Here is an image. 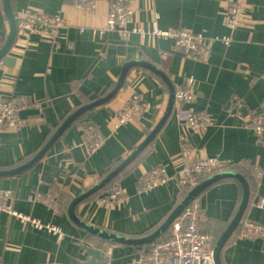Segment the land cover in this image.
Instances as JSON below:
<instances>
[{
    "label": "crops",
    "instance_id": "0c3cea01",
    "mask_svg": "<svg viewBox=\"0 0 264 264\" xmlns=\"http://www.w3.org/2000/svg\"><path fill=\"white\" fill-rule=\"evenodd\" d=\"M244 1L241 24L235 29L226 24L231 0L132 1L130 27L147 30L157 24L202 34L210 49L209 56L202 58L184 53L172 38L139 30L128 36L117 30L82 32V26L106 24L109 0H99L93 10L78 7L76 0H12L18 21L33 9L58 15L65 25L59 42L20 28L11 50L0 60V98L23 96L29 102L22 112L25 125L0 130V169L27 162L69 114L110 92L128 60H148L167 72L176 89L193 78L190 86L195 96L176 101L163 128L121 173L117 183L128 199L107 202L104 191L82 201L77 214L127 236L149 234L183 197L176 175L190 161L182 151L181 135L186 133L191 157H216L220 171L237 170L248 178L246 174H251L249 205L223 249L222 260L224 264H264V234L242 233L246 220L264 224V207L257 206L264 197V133L250 125L251 117L264 111V0ZM9 32L0 0V48ZM223 36H231V42L226 43ZM9 56L14 61L6 64ZM134 98L144 104L143 112L137 120L117 127L120 109ZM169 98L163 78L147 68L134 67L115 98L81 116L34 166L21 174L0 176V190H11L7 202L15 210L62 230L60 235L47 226L36 228L0 210L2 264H81L90 257L86 244L103 249L100 264H132L137 252L149 248L151 242L109 243L87 232L71 220L68 206L148 136L164 115ZM182 108L205 111L208 127L182 130L177 116ZM90 125L104 136L96 149L86 140ZM236 165L240 169L231 168ZM155 166H162L169 179L141 190L139 178ZM255 168L262 170L261 176L253 172ZM242 193V183L230 177L215 182L196 199L202 204L201 226L213 235L215 244L237 212ZM51 194L57 204L49 202Z\"/></svg>",
    "mask_w": 264,
    "mask_h": 264
},
{
    "label": "built area",
    "instance_id": "2783aa9c",
    "mask_svg": "<svg viewBox=\"0 0 264 264\" xmlns=\"http://www.w3.org/2000/svg\"><path fill=\"white\" fill-rule=\"evenodd\" d=\"M111 3L110 13L106 24L103 27H80L82 32L106 33L110 30H117L125 36L133 31L139 30L144 34L158 36L160 38H172L177 47L184 53L191 56L207 58L210 54L209 46L202 34L184 28L164 29L157 24L152 28L130 27L129 22L132 16L133 0H109ZM99 0H76L78 7L93 10ZM244 0H231L229 3L226 24L232 29L241 24L244 12ZM19 27L33 34L47 35L52 41L59 42L64 36L61 32L65 20L54 14L28 9L25 16L19 21ZM226 43H230L231 36H223ZM190 78L186 85L176 91V101L185 102L193 100L195 93L190 84ZM29 107L28 100L23 96H13L8 99L0 98V130L10 127H22L26 120L22 117V112ZM144 110V104L138 99L120 109L117 127L135 121ZM179 125L182 130H203L209 125V118L203 110L179 109L177 112ZM250 125L259 133H264V111L254 114L250 119ZM86 140L91 149H96L104 142V136L97 127L90 125L87 128ZM182 151L185 156L190 158L189 163L184 164L177 172V180L180 185H186L190 189L196 186L202 176L214 173L221 167L216 157H204L195 159L191 157L190 140L186 133H182ZM253 172L257 176L262 175L260 168H255ZM169 179L162 166H155L139 178L141 190L152 189ZM11 190H0V210H6L20 217L23 222L29 223L36 228L47 226L50 230L61 235L62 230L55 225L45 224L39 218L28 214H23L15 210L8 202L7 198ZM129 196L125 193L122 186L114 183L105 192L103 198L107 202L126 201ZM51 203H56L54 194L48 196ZM257 206L264 207V197L260 198ZM202 204L198 200L190 203L171 226V233L154 241L147 249L137 252L132 260V264H217L215 259V240L213 235L201 226ZM242 233L248 236L263 235L264 224L253 220H246ZM0 264L2 261L0 259ZM42 264H60L57 261ZM112 264V263H106Z\"/></svg>",
    "mask_w": 264,
    "mask_h": 264
},
{
    "label": "water",
    "instance_id": "95a60500",
    "mask_svg": "<svg viewBox=\"0 0 264 264\" xmlns=\"http://www.w3.org/2000/svg\"><path fill=\"white\" fill-rule=\"evenodd\" d=\"M4 10L7 15V18L10 22V32L4 42V44L0 48V60L3 59L11 50L18 34L20 31L19 23L17 16L14 12L12 6V0H3ZM11 61H14V58L7 57L5 59V63L9 64ZM134 67H143L147 68L158 76L163 78L167 83L170 92V98L165 110L164 115L155 126V128L148 134V136L133 150V152L124 158L120 164H118L114 169H112L105 177H103L100 181L94 184L89 189L85 190L70 202L68 206V214L73 222L92 234L100 236L104 239H107L112 242H118L123 244H134V245H143L146 243H150L160 237L164 232H166L174 223L175 220L179 218L184 209L192 203L194 200L198 199V197L212 184L215 182L224 179V178H237L243 186V195L242 200L239 205L237 212L234 217L230 221L227 228L221 234V236L217 239L215 244V259L217 264H224L222 260L223 249L225 248L228 240L232 236V234L236 231L238 226L240 225L247 207L250 202V183L249 178L243 175L241 172L237 170H221L218 171L207 178L201 180L196 186L188 191L183 200H181L178 205L172 210L169 216L165 219V221L153 232L141 236V237H131L124 234H120L90 222H87L83 218H81L77 214L78 205L87 199L92 194L98 192L102 188H104L107 184H109L116 176H118L130 163H132L139 154L145 149V147L156 137L159 131L163 128L169 117L171 116L173 109L176 103V87L167 74V72L159 65L152 63L148 60L144 59H132L128 60L122 68L119 78L113 89L108 92L106 95L96 98L86 104H83L76 110H74L71 114H69L63 122L59 125L57 130L53 133V135L49 138V140L44 144V146L27 162L20 164L11 168H2L0 169V176H11L16 174H21L32 166H34L40 159H42L47 152L57 143V141L64 135V133L70 128V126L85 112L94 109L100 105H103L113 98L117 96L122 87L124 86L126 79ZM85 248L90 254V257L87 260H81V264H100L101 260L105 256V252L101 248H97L91 245H85Z\"/></svg>",
    "mask_w": 264,
    "mask_h": 264
},
{
    "label": "trees",
    "instance_id": "16d2710c",
    "mask_svg": "<svg viewBox=\"0 0 264 264\" xmlns=\"http://www.w3.org/2000/svg\"><path fill=\"white\" fill-rule=\"evenodd\" d=\"M86 113V112H85ZM85 113H83L81 116H83ZM81 116L79 117V118H81ZM78 118V119H79ZM77 119V120H78ZM76 120V121H77ZM75 121V122H76ZM59 127V126H58ZM57 127V128H58ZM57 128H55L54 129V131L52 132V134L49 136V138L53 135V133L57 130ZM49 138H48V140H49ZM47 140V141H48ZM46 141V142H47ZM45 142V143H46ZM44 146V145H43ZM42 146V147H43ZM36 154V153H35ZM35 154H33L28 160H30L32 157H34V155ZM122 162V159L121 160H119L117 163H115L114 164V166L110 169V170H108L107 172H105L104 173V175H103V177H105L112 169H114L118 164H120ZM133 163V162H132ZM132 163H130L121 173H123ZM227 168H229V167H227ZM232 169H238L239 167H238V165H236V166H232L231 167ZM230 169V168H229ZM240 169V168H239ZM218 171H220L219 169H217V170H215L214 171V173H216V172H218ZM121 173L118 175V176H116L109 184H107L104 188H102L101 190H99L98 192H96V193H94V194H92L91 196H89L88 198H90V197H93V196H95L96 194H98V193H101V192H104V191H107L114 183H117V181H119L118 179H119V177H120V175H121ZM214 173H209V174H206V175H204V176H202V180L203 179H205V178H207L208 176H210V175H212V174H214ZM247 176H249L250 178V180L252 179V176H251V174H246ZM181 187L183 188V197L181 198V200H183L184 199V197L186 196V194L188 193V191L190 190V188L188 187V186H186V185H181ZM242 195H243V193H242ZM87 198V199H88ZM86 200V199H85ZM180 200V201H181ZM241 200H242V198H241ZM179 201V202H180ZM178 202V203H179ZM178 203H177V205H178ZM176 207V206H175ZM245 216V215H244ZM244 218V217H243ZM166 219V218H165ZM165 221V220H164ZM163 221V222H164ZM242 221H243V219H242ZM241 221V222H242ZM163 222H161L158 226H156L155 228H153L151 231H150V233L151 232H153L154 230H156ZM171 233V230L170 229H168L166 232H164L160 237H158L156 240H158V239H160V238H162V237H164V236H167V235H169ZM233 235V234H232ZM97 236V235H96ZM100 237V236H99ZM100 238H102V237H100ZM103 240H105V241H107V242H109V243H115V242H112V241H109V240H107V239H104V238H102ZM156 240H154V241H156ZM154 241H152L151 242V244L154 242ZM151 244H149V245H151Z\"/></svg>",
    "mask_w": 264,
    "mask_h": 264
}]
</instances>
